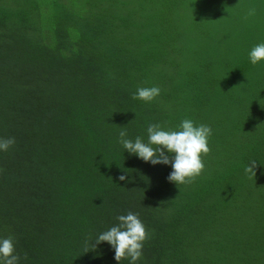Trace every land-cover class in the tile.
<instances>
[{"label": "trees", "instance_id": "1", "mask_svg": "<svg viewBox=\"0 0 264 264\" xmlns=\"http://www.w3.org/2000/svg\"><path fill=\"white\" fill-rule=\"evenodd\" d=\"M261 42L264 0H0V237L19 264H117L93 240L128 212L136 264H264ZM186 118L212 129L191 182L118 142Z\"/></svg>", "mask_w": 264, "mask_h": 264}, {"label": "clouds", "instance_id": "2", "mask_svg": "<svg viewBox=\"0 0 264 264\" xmlns=\"http://www.w3.org/2000/svg\"><path fill=\"white\" fill-rule=\"evenodd\" d=\"M254 9L249 14H253ZM249 62L253 65L264 62V42L257 43L248 52ZM160 93L158 87L137 88L134 99L152 101ZM147 142L142 137L129 139L125 131L119 134V143L129 155H134L153 166H169V182L176 186L191 182L204 169L202 156L210 151L208 142L212 129L206 124H196L192 119H183L176 129H166L159 123H151L146 128ZM13 138L0 139V151L7 150L14 144ZM250 165L245 171L253 170ZM125 180L124 175L118 177ZM117 223L99 233L93 241L96 244L106 242L114 250V260L120 264L122 259H129V264H136L142 256L147 232L143 222L136 213L118 215ZM20 256L16 253L14 238L0 237V264H19Z\"/></svg>", "mask_w": 264, "mask_h": 264}]
</instances>
